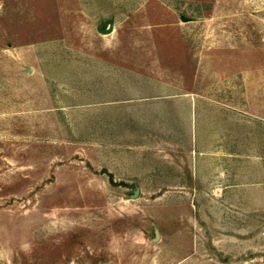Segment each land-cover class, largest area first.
Here are the masks:
<instances>
[{"label": "rangeland", "instance_id": "rangeland-1", "mask_svg": "<svg viewBox=\"0 0 264 264\" xmlns=\"http://www.w3.org/2000/svg\"><path fill=\"white\" fill-rule=\"evenodd\" d=\"M0 264H264V0H0Z\"/></svg>", "mask_w": 264, "mask_h": 264}, {"label": "water", "instance_id": "water-1", "mask_svg": "<svg viewBox=\"0 0 264 264\" xmlns=\"http://www.w3.org/2000/svg\"><path fill=\"white\" fill-rule=\"evenodd\" d=\"M111 30H112V26H110L109 28L105 29L104 31H105V32H109V31H111Z\"/></svg>", "mask_w": 264, "mask_h": 264}]
</instances>
